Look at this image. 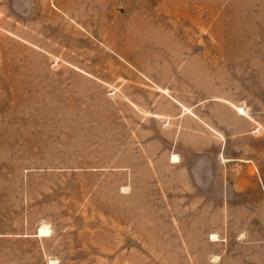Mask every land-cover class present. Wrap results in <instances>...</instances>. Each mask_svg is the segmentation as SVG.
Listing matches in <instances>:
<instances>
[{
  "label": "rangeland",
  "instance_id": "obj_1",
  "mask_svg": "<svg viewBox=\"0 0 264 264\" xmlns=\"http://www.w3.org/2000/svg\"><path fill=\"white\" fill-rule=\"evenodd\" d=\"M0 264H264V0H0Z\"/></svg>",
  "mask_w": 264,
  "mask_h": 264
},
{
  "label": "bare ground",
  "instance_id": "obj_2",
  "mask_svg": "<svg viewBox=\"0 0 264 264\" xmlns=\"http://www.w3.org/2000/svg\"><path fill=\"white\" fill-rule=\"evenodd\" d=\"M48 230L46 229V228H41L40 230H39V232H38V234L40 235V236H45V235H47L48 233Z\"/></svg>",
  "mask_w": 264,
  "mask_h": 264
}]
</instances>
